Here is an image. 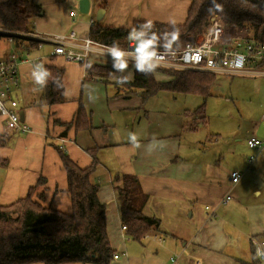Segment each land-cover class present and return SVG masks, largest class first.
Wrapping results in <instances>:
<instances>
[{
  "label": "crops",
  "instance_id": "1",
  "mask_svg": "<svg viewBox=\"0 0 264 264\" xmlns=\"http://www.w3.org/2000/svg\"><path fill=\"white\" fill-rule=\"evenodd\" d=\"M32 1L43 9V14L34 21V33L49 35L74 29L79 35L88 34L93 19L77 12V0ZM94 2L97 0H91V4ZM189 4L190 0H106L100 22L125 28H131L135 20L181 23ZM71 10L76 11L74 16L70 15ZM6 42L13 46L8 55L13 51L20 54L26 51L16 49L14 42L9 43L7 39ZM29 54L41 53L30 50ZM44 54L47 52L41 55ZM48 57L43 56L45 63L63 70L65 101L47 105L46 111L37 105L21 106L19 83L15 93L19 110L24 113L23 121L30 131L12 132L0 145V159L5 161V166H0V204L11 203L34 187L33 197L42 205L69 213L71 203L66 191V172L58 150L79 167H86L92 162L89 150L94 148L97 166L90 180L98 186L97 197L106 206V233L113 255L118 256L102 264H261L258 260L252 262L251 239L262 241L264 253V187L257 189L254 185L255 182L264 183V173L258 169L257 162L262 154L254 163V171H245L240 181L231 185L229 173L242 172L246 168V157L251 153L246 141L205 145L195 140L189 157L185 153L187 149L181 147L180 134H159L164 141L153 143L157 137L149 138L143 132L141 136L136 134L140 147L133 149L129 133H134L135 123L140 121L142 114L145 116L135 99L139 94L115 96L112 81L87 77L83 64L71 62V67L68 64L63 67L62 57ZM58 59L61 62L58 63ZM130 67L135 65L129 63L124 70L128 78L132 77L133 70L130 75L127 72ZM259 67L264 70V63ZM98 80L112 86L105 89L107 108L97 116L94 110L89 114V129L76 130L75 125L70 124L62 134L65 126L53 120L72 121L83 83L93 84ZM85 107L91 108L88 104ZM188 127L185 129L190 134H196L191 133L193 126ZM2 130L0 121V133ZM252 135L263 137L264 128L257 123ZM116 173L136 177L141 191L147 195L142 213L158 219V226L146 231L140 239H134L121 229L119 201L112 182ZM39 177L45 179L44 184L36 185ZM39 193L43 194L42 199L37 197ZM226 194L231 199L221 203L220 199ZM175 254L179 256L172 262Z\"/></svg>",
  "mask_w": 264,
  "mask_h": 264
},
{
  "label": "trees",
  "instance_id": "2",
  "mask_svg": "<svg viewBox=\"0 0 264 264\" xmlns=\"http://www.w3.org/2000/svg\"><path fill=\"white\" fill-rule=\"evenodd\" d=\"M61 2L63 0H54ZM99 7L105 8L106 0H99ZM221 6L217 9L213 0H190L185 19L181 23H163L150 21L151 32L158 36L156 50L179 49L184 45L187 34L198 35L209 24V18L216 15L227 32L244 31L254 40L264 43V0H215ZM43 14V9L32 0H0V28L18 33L33 32L34 21ZM149 21L135 20L131 28L103 25L93 20L88 34L100 43L112 46L118 44L125 48L129 33L133 28L139 29ZM238 33V34H239ZM175 34V38H173ZM10 36L15 48L30 51L37 41L25 39L15 34ZM227 36V35H225ZM50 57V56H49ZM52 57V56H51ZM44 63L51 75L44 87L46 105L65 101L63 70L51 63ZM114 61L106 63H81L89 78L101 81H112L115 96L129 97L139 94L146 97L159 91H177L193 93L203 97L209 95L210 87L216 74L196 70L155 67L152 71L139 72L133 68L132 77L121 82L126 75L124 71L113 68ZM129 66V63H128ZM155 72L166 75V80L155 77ZM169 76L171 77L169 79ZM201 113V110L197 111ZM203 119V115L200 116ZM60 123L65 126L62 134L70 124L75 129L91 127L89 114L80 100L70 122ZM6 137L0 133V145ZM92 162L86 167H79L69 156L60 150L58 154L66 172V191L70 197L71 211L62 212L51 206L42 205L32 199L34 187L28 189L25 196L9 204H0V264H66V263H107L113 257V249L106 233V206L98 197V186L91 182L90 176L97 166L94 148L89 150ZM0 166L5 161L0 159ZM112 182L119 201V217L126 232L134 239L158 226V219L142 213L147 200L136 177L129 174L116 173ZM45 183L43 177L37 179L36 185ZM42 199L43 194L37 195ZM252 262H255L253 248Z\"/></svg>",
  "mask_w": 264,
  "mask_h": 264
},
{
  "label": "rangeland",
  "instance_id": "3",
  "mask_svg": "<svg viewBox=\"0 0 264 264\" xmlns=\"http://www.w3.org/2000/svg\"><path fill=\"white\" fill-rule=\"evenodd\" d=\"M99 3L98 0L92 3L85 16H92V19L96 20L97 11L103 9L99 7ZM225 35L230 37L234 33L227 32ZM136 44L137 41L134 40V48ZM49 49L48 45H43L37 51L42 54L44 52L48 53ZM12 50L13 46L6 42L5 37H1L0 58ZM92 55L88 62L97 64L111 62V60ZM41 56L45 57L46 55ZM57 62L59 63L61 60L58 59ZM69 63L71 61L62 59L63 67H65V64L71 67ZM19 69L20 94L22 99L20 105H37V107H42L41 109L46 111L48 106L45 104L44 89L36 86L31 76L32 66L21 64ZM132 70V67L127 70L129 75ZM155 77L160 80L167 79L166 75L161 72H155ZM81 88L80 100L88 114L93 113L94 110L95 116H97L102 109L107 108V102L104 97L106 94L105 89L109 90L112 86L98 80L93 84L84 82ZM135 99L139 101L142 109L145 111L142 112L145 113V116L142 114L140 121L135 123L134 133L141 136L145 132L149 138L156 136L157 139L153 143L164 141L158 137L159 134L163 135L166 132L167 134H180L178 139L181 141V147L187 149L185 153L190 157L196 144L195 140H200L205 145L206 143L231 145L236 142L239 144L245 143L248 138L247 136H252L259 119L264 116V75H216L210 87L209 95L205 97L193 93L163 90L146 97L144 100L135 95ZM87 104L91 108L87 109L85 107ZM199 110H201V113L197 112ZM201 115H203L202 120L199 119ZM188 126H193L194 130L191 133L196 134H190L189 130L185 129L190 128ZM124 132L125 130L121 133L124 134ZM257 162L259 163L258 169L261 173H264V152ZM262 182L261 184L255 182V187L257 189L263 188L264 183ZM31 197L35 201H38L36 197H33V193Z\"/></svg>",
  "mask_w": 264,
  "mask_h": 264
},
{
  "label": "built area",
  "instance_id": "4",
  "mask_svg": "<svg viewBox=\"0 0 264 264\" xmlns=\"http://www.w3.org/2000/svg\"><path fill=\"white\" fill-rule=\"evenodd\" d=\"M75 14V10L70 11V15L74 16ZM91 23L92 20H90V25ZM0 32L9 35L15 34L24 40L28 38L36 40L37 45L33 50H38L43 45H49L50 49L45 57L60 56L66 61L87 63L90 56L94 54L99 58L114 61L109 51L110 45L93 40L89 34L79 35L74 29H70L66 33L49 35H39L34 31L18 33L2 28H0ZM6 39L9 43L13 42L10 36H7ZM120 49L127 53H134L133 40H130L125 48ZM156 51L157 57L154 61L156 67L196 70L216 75H264V70L259 67L264 63V43L254 40L244 31L230 37L225 36L224 27L216 15L209 18L208 27L200 34H187L181 48ZM126 59L128 63L135 65L134 58L129 56ZM41 62H43V56H31L28 50L22 54L13 51L0 59V121L3 123L1 134L4 137L12 132L28 133L30 131L29 125L20 121L19 117V100L15 93L20 83L19 66L30 64L34 69L35 65ZM258 123L264 128V116L259 119ZM246 145L251 150V153L246 157V168L242 172L233 170L229 173L231 185L239 182L245 171L253 169L256 159L264 152V136L252 135L246 139ZM230 199L231 196L226 194L220 201L226 203ZM121 229L125 230L126 226L121 224ZM251 245L257 260L264 264V258L256 256L257 248L263 253L262 241L252 238ZM178 256L175 254L171 261L173 262ZM117 257V254H114L112 258L116 259Z\"/></svg>",
  "mask_w": 264,
  "mask_h": 264
},
{
  "label": "clouds",
  "instance_id": "5",
  "mask_svg": "<svg viewBox=\"0 0 264 264\" xmlns=\"http://www.w3.org/2000/svg\"><path fill=\"white\" fill-rule=\"evenodd\" d=\"M213 4L217 9H220L221 6L215 3ZM152 24L147 22L140 26L139 29L133 28L129 33V39L137 41L135 52L127 53L121 50L118 44L114 43L109 49L113 59V68L117 71H124L128 67V62L126 57L131 56L135 60V68L139 72L152 71L157 66L155 64V59L157 57L156 45L158 43V36L151 32ZM175 38V34H173ZM50 71L44 67V63H38L35 65L32 71V78L35 81V84L44 88L47 85L48 79L50 77ZM127 77H124L121 82H126ZM133 149L140 147V142L135 133H129L128 137ZM256 256L258 258H264V253H261L257 248Z\"/></svg>",
  "mask_w": 264,
  "mask_h": 264
},
{
  "label": "water",
  "instance_id": "6",
  "mask_svg": "<svg viewBox=\"0 0 264 264\" xmlns=\"http://www.w3.org/2000/svg\"><path fill=\"white\" fill-rule=\"evenodd\" d=\"M91 6V0H77V10L79 13L81 14H86L88 13L89 9ZM104 10L103 9H99L96 13V21H99L102 16H103ZM38 88H40V86L37 85ZM19 117H20V121L24 120V113L23 110H19Z\"/></svg>",
  "mask_w": 264,
  "mask_h": 264
}]
</instances>
